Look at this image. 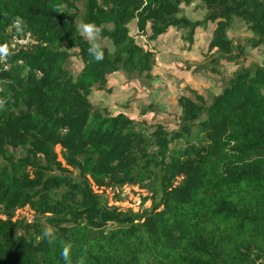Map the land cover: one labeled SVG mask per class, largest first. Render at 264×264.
Returning <instances> with one entry per match:
<instances>
[{
    "label": "trees",
    "instance_id": "obj_1",
    "mask_svg": "<svg viewBox=\"0 0 264 264\" xmlns=\"http://www.w3.org/2000/svg\"><path fill=\"white\" fill-rule=\"evenodd\" d=\"M194 1L0 0V264H64L65 245L73 264H264V67L241 66L209 101L179 96L174 129L89 100L120 70L149 76L154 50L139 36L177 28L191 44L210 21L214 63L264 47V0H198L205 14L191 20L182 5ZM235 19L250 32L238 41ZM85 21L112 47L99 62ZM126 187L137 207L120 204ZM23 208L30 219H15Z\"/></svg>",
    "mask_w": 264,
    "mask_h": 264
},
{
    "label": "rangeland",
    "instance_id": "obj_2",
    "mask_svg": "<svg viewBox=\"0 0 264 264\" xmlns=\"http://www.w3.org/2000/svg\"><path fill=\"white\" fill-rule=\"evenodd\" d=\"M204 14V6L198 0L189 6L182 5V15L191 20H201ZM214 27V22H206L204 27L202 25L196 30L191 44L184 39L185 31L177 28H170L154 42H146L142 36L137 37L142 44L154 50L155 63L152 72L146 76L120 70L109 76V90H92L90 102L110 114L125 112L137 121H144L148 126L160 124L168 129L176 128L180 115L179 96H192L196 92L209 101L212 96L221 92L224 81L241 66L264 67L263 46L257 49L247 48L245 57H240L236 62L221 60L214 63L211 57L215 53L205 56V44ZM249 35L247 26L239 19L233 21L228 31V36L235 41ZM98 43L112 49L108 40L100 39ZM67 66L72 74H76L82 63L74 55ZM134 190L133 187H126L122 195L124 200L120 204L137 207L139 200L134 195ZM30 217L31 214L26 208L15 211V219Z\"/></svg>",
    "mask_w": 264,
    "mask_h": 264
},
{
    "label": "clouds",
    "instance_id": "obj_3",
    "mask_svg": "<svg viewBox=\"0 0 264 264\" xmlns=\"http://www.w3.org/2000/svg\"><path fill=\"white\" fill-rule=\"evenodd\" d=\"M12 25L17 32H20L26 27V22L22 17L17 16L13 18ZM79 31L89 42V47L87 48L89 56L97 62L103 60L104 53L98 43L102 36V28L93 21H85L79 25ZM8 54L9 50L7 46L0 45V57H6ZM2 104L3 101L0 100V105ZM44 236L54 238L50 230L45 231ZM70 252L71 249L69 245H65L62 248L60 255L63 258L64 264H73ZM77 264H85V257L83 255L79 257Z\"/></svg>",
    "mask_w": 264,
    "mask_h": 264
},
{
    "label": "built area",
    "instance_id": "obj_4",
    "mask_svg": "<svg viewBox=\"0 0 264 264\" xmlns=\"http://www.w3.org/2000/svg\"><path fill=\"white\" fill-rule=\"evenodd\" d=\"M28 38H29V34H26V37L23 38V39H17V38H15V37H13L12 40H13L15 43H18V44H20V45H24V44L28 41Z\"/></svg>",
    "mask_w": 264,
    "mask_h": 264
}]
</instances>
